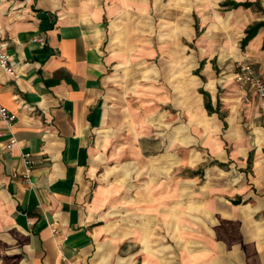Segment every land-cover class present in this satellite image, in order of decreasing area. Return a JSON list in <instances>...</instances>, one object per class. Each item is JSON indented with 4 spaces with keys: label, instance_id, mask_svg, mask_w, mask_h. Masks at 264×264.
<instances>
[{
    "label": "crops",
    "instance_id": "obj_1",
    "mask_svg": "<svg viewBox=\"0 0 264 264\" xmlns=\"http://www.w3.org/2000/svg\"><path fill=\"white\" fill-rule=\"evenodd\" d=\"M226 1L1 0L0 264H264V110L235 81L264 77V14ZM195 144L215 162L185 176Z\"/></svg>",
    "mask_w": 264,
    "mask_h": 264
},
{
    "label": "built area",
    "instance_id": "obj_2",
    "mask_svg": "<svg viewBox=\"0 0 264 264\" xmlns=\"http://www.w3.org/2000/svg\"><path fill=\"white\" fill-rule=\"evenodd\" d=\"M1 4V0H0ZM1 8V7H0ZM34 41L39 43H45L44 37H37ZM0 69L6 70L10 75L17 76L16 69L12 67L11 59L9 54L6 52L5 43L0 41ZM236 81L238 88L244 93L243 97L245 101H251V93H254L259 100L260 107L264 110V77H262L255 69L254 65L251 63L242 62L238 64V71L236 74ZM1 97V94H0ZM17 115L11 112L7 107L0 103V120L4 121L8 127L11 129L13 126ZM16 139L12 135L10 138L9 148L11 149L14 144H16ZM25 172L23 174L24 180L31 182V170L33 165V160L31 154L27 153L24 155ZM53 233L58 234L56 227H53Z\"/></svg>",
    "mask_w": 264,
    "mask_h": 264
},
{
    "label": "rangeland",
    "instance_id": "obj_3",
    "mask_svg": "<svg viewBox=\"0 0 264 264\" xmlns=\"http://www.w3.org/2000/svg\"><path fill=\"white\" fill-rule=\"evenodd\" d=\"M229 21H230L229 20V13L221 11V18L218 21V25L221 27V29H224V27L229 24ZM218 32L219 31L217 29V33ZM236 69L238 71V65L236 66ZM139 82H141V81H139ZM160 82L164 83V79L161 78ZM236 85H237V81H236ZM136 86L137 85H135V87ZM127 88H129V89L133 88L134 89V86L127 87ZM130 95H131L132 98L136 97V95L132 94V92H130ZM143 98H146V96L143 97ZM242 101L245 104L249 103V102L245 101L244 98H243ZM165 109H167V110H165ZM165 112H167L169 114L170 120L173 119L175 124L178 123V121H179V119H177V110L172 109L171 105H169V106L168 105H162L161 108H159V110L157 112V115H156L157 116L156 117L157 118V122L152 124L154 137H158L159 139H161V142H162V145H163L162 148H159V150H161V149L164 150L163 147H165V145H166V141H167V138H168V133H169V130H170L169 126L166 125V123H165V121L167 119L163 118V116H162L163 114H165ZM171 114L173 115V117L170 116ZM184 120H185L186 123H188V122L190 123L189 126L191 127V129H194L195 125L192 123L191 120L189 121L188 119H185V118H184ZM188 150L190 152L191 158L187 162L188 167H185L184 170H183L182 174H184L185 176H192V175L201 173V171H204V167H206L208 165H211L213 162H215L210 157L206 156L205 147H203L202 144L192 145L191 147H189ZM194 156H196L197 158H192ZM157 163L161 164L162 162H157ZM202 176H203V172H202L201 177Z\"/></svg>",
    "mask_w": 264,
    "mask_h": 264
},
{
    "label": "trees",
    "instance_id": "obj_4",
    "mask_svg": "<svg viewBox=\"0 0 264 264\" xmlns=\"http://www.w3.org/2000/svg\"><path fill=\"white\" fill-rule=\"evenodd\" d=\"M261 1L258 2H251V1H245V2H236L233 0H227L222 4L223 7H228L231 9H237L239 7H244V8H256L259 12H262L264 14V7L260 3ZM264 27V21H259L256 22L255 24L249 26L246 29L245 37L242 39L241 42V47L244 49L247 44L257 35L259 30ZM204 63L201 64V67L203 66ZM200 93L203 94L204 100H205V107L208 109L207 111L209 114H214L217 113L219 117L223 120L224 124L226 125L225 128L228 126L225 117L226 115L221 112V105L220 102L218 101L216 108L213 106L212 103V98H211V93L208 91L201 89Z\"/></svg>",
    "mask_w": 264,
    "mask_h": 264
}]
</instances>
